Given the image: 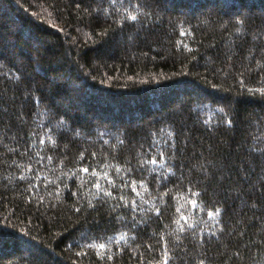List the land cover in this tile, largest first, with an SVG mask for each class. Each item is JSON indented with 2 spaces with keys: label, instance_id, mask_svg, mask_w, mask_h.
<instances>
[{
  "label": "trees",
  "instance_id": "trees-1",
  "mask_svg": "<svg viewBox=\"0 0 264 264\" xmlns=\"http://www.w3.org/2000/svg\"><path fill=\"white\" fill-rule=\"evenodd\" d=\"M165 260L264 264V0H0V264Z\"/></svg>",
  "mask_w": 264,
  "mask_h": 264
},
{
  "label": "snow or ice",
  "instance_id": "snow-or-ice-1",
  "mask_svg": "<svg viewBox=\"0 0 264 264\" xmlns=\"http://www.w3.org/2000/svg\"><path fill=\"white\" fill-rule=\"evenodd\" d=\"M128 19L136 20V19H137V16H135V15H131V16L128 17ZM229 123H231V121H229ZM150 162H151V163H156V160L153 159V160H151ZM84 171L87 172L88 169H84ZM97 187H99V185H97ZM193 203H195V202H193ZM211 214H212V213H209V215H211ZM99 247L102 249V248L105 247V245H104V244H100ZM164 264H167V260H165Z\"/></svg>",
  "mask_w": 264,
  "mask_h": 264
}]
</instances>
